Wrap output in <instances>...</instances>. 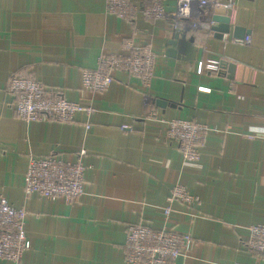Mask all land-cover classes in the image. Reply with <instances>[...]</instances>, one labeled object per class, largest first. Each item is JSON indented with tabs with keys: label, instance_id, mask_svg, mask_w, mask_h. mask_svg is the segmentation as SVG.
Listing matches in <instances>:
<instances>
[{
	"label": "crops",
	"instance_id": "obj_1",
	"mask_svg": "<svg viewBox=\"0 0 264 264\" xmlns=\"http://www.w3.org/2000/svg\"><path fill=\"white\" fill-rule=\"evenodd\" d=\"M130 1L134 14L118 18L105 0H0V193L27 210L21 264H126L127 226L161 228L176 183L197 201L172 205L169 224L192 237L188 255L173 264H264V254L245 246L247 227L264 224V0H234L222 38L189 30L175 47L171 19L143 13L154 0ZM161 4L171 13L176 0ZM128 39L154 55L149 85L116 70L106 90L82 89L83 71L104 51L121 53ZM10 75L31 77L93 112L24 121L6 89ZM146 97L159 118L210 128L197 161L182 158L164 124L141 118ZM81 150L77 202L24 196L30 155L67 162Z\"/></svg>",
	"mask_w": 264,
	"mask_h": 264
},
{
	"label": "built area",
	"instance_id": "obj_2",
	"mask_svg": "<svg viewBox=\"0 0 264 264\" xmlns=\"http://www.w3.org/2000/svg\"><path fill=\"white\" fill-rule=\"evenodd\" d=\"M233 3L234 0H176L175 9L168 13L161 0H154L142 10L148 18H170L173 29L177 31H211L215 25L210 19L212 10L229 9L233 7ZM105 9L118 18H130L136 8L130 0H105ZM237 41L246 43L249 36ZM122 50L121 53L102 52L97 58L96 66L83 71L81 88L92 93L106 90L116 70L126 71L149 85L154 74V55L149 46H136L128 39L122 44ZM6 89L13 98L12 106L16 115L24 121H71L78 112L86 115L93 112L89 103L68 101L61 93L46 90L39 81L28 76L10 75ZM149 103L146 97L141 118L156 119L164 124L166 139L175 141L182 158L185 161H197L200 154L198 147L210 128L191 120L159 118L151 110ZM121 128L126 129L128 126L122 125ZM83 155L84 150H81L74 161L67 162L54 153L44 157L30 155L24 175V196L35 193L52 201L62 199L69 204L77 202L84 193ZM165 200L166 204L161 208L164 221L161 228L153 229L143 223L127 226L123 245L126 264H173L179 256L188 255L192 246L190 233L177 230L169 222L174 212L173 204L189 209L195 205L197 198L185 186L176 183L170 188ZM26 215L25 207H15L0 193V259L21 264L26 241ZM247 229V250L264 254V224L250 225Z\"/></svg>",
	"mask_w": 264,
	"mask_h": 264
},
{
	"label": "water",
	"instance_id": "obj_3",
	"mask_svg": "<svg viewBox=\"0 0 264 264\" xmlns=\"http://www.w3.org/2000/svg\"><path fill=\"white\" fill-rule=\"evenodd\" d=\"M210 19L216 24L214 25L211 30L214 31L215 36L222 38L224 34H227L229 32V17L226 15V9H214L212 10L210 14ZM235 28V32L238 31ZM175 33L173 35V39L170 41V44L175 47L176 45V39L180 36H185L186 31H177L175 30ZM236 34V33H235ZM237 35V34H236ZM229 70L232 69L233 65H228Z\"/></svg>",
	"mask_w": 264,
	"mask_h": 264
}]
</instances>
